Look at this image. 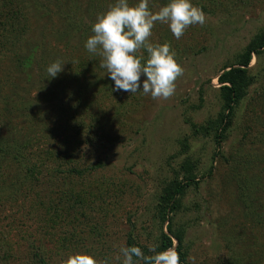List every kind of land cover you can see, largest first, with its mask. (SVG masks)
Wrapping results in <instances>:
<instances>
[{
    "label": "rangeland",
    "instance_id": "rangeland-1",
    "mask_svg": "<svg viewBox=\"0 0 264 264\" xmlns=\"http://www.w3.org/2000/svg\"><path fill=\"white\" fill-rule=\"evenodd\" d=\"M79 1L81 11L75 16L89 24L107 11L106 2H115L96 0L91 8V0ZM197 2L192 0L194 5ZM199 3L207 10L205 24L189 26L180 39L173 36L166 24L155 26L151 43L167 42L174 51L177 49L176 59L184 68L172 97L153 99L150 94H143L142 89L134 94L112 92L113 82L100 67L102 57L94 56L97 65L89 72L103 82L98 84L95 91L98 92L91 99L98 104L91 113L103 118L100 132L104 145L97 150L96 159L103 160L105 167L95 171L85 187L95 183L99 189L103 185L112 191L126 184L123 195L113 191L100 201H92L94 209L84 210L86 217L80 218L75 232L60 227L39 230V223H33L26 215L32 205L31 196H18L6 206L0 203V256L9 254L8 260H0V264H33L37 259L35 254H43L46 264H67L69 257L83 253H91L98 264H122L120 249L126 247L129 234L147 247L156 243L160 225L154 219V211L162 184L173 176L185 158L196 165L198 185L186 191L174 226L184 231L183 247L188 264H264V51L252 58L254 83L235 110L221 148L216 149L212 137L192 136L190 127L203 125L220 112L217 77L264 30V0ZM160 4L151 7L155 10ZM59 5L66 17L51 21L34 19L41 23H31L36 29L42 28L46 41L57 49L56 53L50 47L47 50L50 53L46 69L57 60L65 63L56 77L58 80L71 77L67 75L72 74L70 68L77 66L73 63V53H83L77 42L74 41L75 47L73 41L65 44L60 37L65 29L66 35L71 36L70 19L72 22L75 16L66 13L65 0H59ZM55 9L58 10L53 7L51 12ZM164 28L165 38L160 41ZM58 38L59 42H52ZM138 53L143 55L142 50ZM33 73L38 86L42 77L38 78L36 71ZM85 76L80 78L83 87L91 82L89 73ZM52 84L56 86L58 81ZM68 93L66 90L62 95L65 100ZM59 104L54 102L50 111ZM42 117L43 122H38V118L37 122L31 120L33 126L27 125L28 130L37 125L43 131L55 125V122L52 125L54 117ZM0 122L1 127V117ZM184 138H188L189 151L178 155L179 142ZM75 190L79 191V187ZM41 196L49 199L53 194L44 190ZM6 197L8 200V195L0 194V199ZM162 228L166 232V224ZM117 256L121 257L120 261Z\"/></svg>",
    "mask_w": 264,
    "mask_h": 264
},
{
    "label": "trees",
    "instance_id": "trees-1",
    "mask_svg": "<svg viewBox=\"0 0 264 264\" xmlns=\"http://www.w3.org/2000/svg\"><path fill=\"white\" fill-rule=\"evenodd\" d=\"M95 1H90L91 8ZM153 1L150 7L151 4L161 3L162 6L167 3V0ZM199 1L207 0H198L196 3L204 12L207 11ZM106 3L107 8L113 4ZM52 6L58 10L55 9L52 13ZM65 8L66 13L75 16L78 10L81 11L80 1L65 0ZM59 17H66L61 12L59 0H0V194L8 195V200L7 197L1 198L0 203L6 206L8 201H16L18 196H31L32 205H29L26 215L33 223H39V230H55L60 227L75 232L76 226L81 223L80 218L86 217L84 210L94 209L92 201H100L113 191L123 195L126 184L112 191L106 190L103 185L99 189L95 183L85 187L86 180L93 176L95 171L105 167L103 160L96 159L97 150L102 149L101 146L104 145L103 133L100 132L103 118L95 117L91 113L98 105L91 99L98 92H95L96 88L103 80L89 72L97 65L94 56L98 55L90 54L85 48L86 40L93 34L91 29L96 20L89 24L83 19L78 20L76 16L75 20H72L73 23L70 19L68 34L71 36L66 35L65 29L60 33V37H63L65 44L73 41L75 47L77 42L83 53H73V63L77 66L75 65V69L70 68L72 74L67 75L71 77L49 80L46 59L50 52L47 50L50 47L51 52L56 53L57 49L50 46L51 42L46 41L44 30L32 27L31 23L38 25L41 22L38 23L34 19L51 21L58 20ZM91 19H94V16ZM165 29L162 30L160 41L165 38ZM73 32L75 34L72 36ZM154 32L155 27L149 38L150 42L154 39ZM58 40L61 39H54L52 42H59ZM75 47L72 49L75 50ZM141 50L147 59V52ZM263 51L264 30L250 40L233 65L226 66L221 71L217 77L221 110L214 119L203 125L191 124L192 136L212 137L216 149L221 148L232 126L235 110L247 97L248 90L254 83L250 68L252 58L259 57ZM175 52L177 53V49ZM34 71L37 72L38 78L42 77L38 86ZM87 73L91 82L83 87L80 78ZM52 81H58V84L55 86ZM15 89H22V92H12ZM66 90L69 93L65 100L62 95ZM56 101L60 104L50 111ZM44 115L54 117L52 125L53 122L55 125L52 128L41 131L36 125L35 129L28 130L26 126L32 124L31 120L37 122L38 118V122H43L41 116ZM179 146L178 155L186 154L190 147L188 138L182 139ZM195 170L196 165L191 159L185 158L173 172V176L162 184L154 211V219L160 225L159 236L154 244L159 245L157 251L168 248L176 250L181 264H188L183 247L184 231L174 226V218L182 209L186 191L198 185ZM78 187L79 191H76ZM44 190L53 194V197L43 198L41 192ZM165 224L166 232L162 228ZM131 246L140 247L145 255L152 254L149 247L137 242L129 234L126 247ZM35 256L36 264L48 262L43 254ZM8 258L9 254L0 256L1 261ZM138 263L142 264L139 261Z\"/></svg>",
    "mask_w": 264,
    "mask_h": 264
},
{
    "label": "clouds",
    "instance_id": "clouds-1",
    "mask_svg": "<svg viewBox=\"0 0 264 264\" xmlns=\"http://www.w3.org/2000/svg\"><path fill=\"white\" fill-rule=\"evenodd\" d=\"M151 0H115L107 11L98 14L92 25V35L85 42L87 52L102 57L100 67L113 82L112 92L134 94L143 91L153 99H168L175 94L176 81L184 68L176 59V52L167 42L153 44L149 38L157 24H166L176 39H180L191 25H204L206 14L192 0H167L153 10ZM147 52V59L137 53ZM64 62L51 63L46 71L54 79L63 71ZM104 75V76H105ZM159 245L149 247L145 255L140 247H123L122 264H181L176 250L157 251ZM116 259L120 261L121 257ZM67 264H98L91 253L76 254Z\"/></svg>",
    "mask_w": 264,
    "mask_h": 264
}]
</instances>
